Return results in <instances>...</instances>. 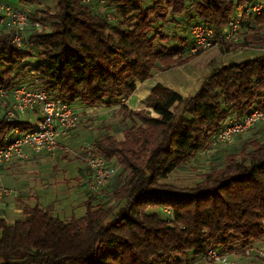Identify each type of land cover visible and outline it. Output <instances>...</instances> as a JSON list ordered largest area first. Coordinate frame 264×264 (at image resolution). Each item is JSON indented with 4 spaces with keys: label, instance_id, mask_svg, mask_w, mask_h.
Masks as SVG:
<instances>
[{
    "label": "trees",
    "instance_id": "1",
    "mask_svg": "<svg viewBox=\"0 0 264 264\" xmlns=\"http://www.w3.org/2000/svg\"><path fill=\"white\" fill-rule=\"evenodd\" d=\"M19 1L33 9L31 24L39 27L29 30L24 50L0 31V88L28 81L26 86L39 85L54 101L117 106L118 128L104 127L90 150L120 167L112 179L120 203L93 204L88 198L83 215L68 219L36 203L22 205L16 219L0 226V264H191L209 248L231 253L261 238L264 139L242 140L236 154H227L192 186L164 179L210 148L226 117L264 110V10L246 19L245 26L254 21L261 27L250 28L242 42L263 53L215 66L191 96L155 84L142 101L147 111L131 110L119 100L152 70L184 62V38L166 31L179 26L176 16L190 4L196 16L189 14L188 20L219 30L243 0H104L113 12L110 20L79 0ZM45 1L53 9L37 8ZM33 52L37 59L26 62ZM28 129L29 122L1 115L0 145L8 132ZM163 207L170 208L172 219L162 217Z\"/></svg>",
    "mask_w": 264,
    "mask_h": 264
},
{
    "label": "built area",
    "instance_id": "2",
    "mask_svg": "<svg viewBox=\"0 0 264 264\" xmlns=\"http://www.w3.org/2000/svg\"><path fill=\"white\" fill-rule=\"evenodd\" d=\"M79 1L86 4L96 2L103 16L107 20L111 19V14L103 6L104 0ZM263 10L264 0H243L242 6L219 30H213L194 19L187 20L185 32L190 41L189 55L204 53L222 46H229L239 53L248 49L241 45V29L245 27L247 18L258 16ZM190 15L195 17V11L193 10ZM0 26L8 32L10 43L18 50L27 49L29 46L28 29L39 27L38 23H30L24 9L4 2H0ZM120 101L124 103L125 100ZM0 103L3 117L9 121H18L28 112L36 113L27 131L18 133L14 130L6 134L0 145V166L13 160H24L36 153L52 154L58 149L81 161L86 167L87 176L82 182L86 192L98 194L117 175L118 168L109 166L102 158L94 155L89 146L76 152L60 143L71 130L80 125L78 112L71 104L49 99L48 92L35 84L29 86L21 84L7 90L0 88ZM254 127H264V110L255 108L242 117L230 115L222 121L219 131L212 136L210 149L228 144L233 137ZM12 194L13 190L0 183V199ZM160 211L165 218L172 219L170 208L163 207ZM238 259L244 264H264V223L261 238L252 245L231 253L209 248L197 255L194 263L237 264Z\"/></svg>",
    "mask_w": 264,
    "mask_h": 264
},
{
    "label": "crops",
    "instance_id": "3",
    "mask_svg": "<svg viewBox=\"0 0 264 264\" xmlns=\"http://www.w3.org/2000/svg\"><path fill=\"white\" fill-rule=\"evenodd\" d=\"M0 2L2 1L0 0ZM17 2V8L23 9L24 6L22 5V2L19 0H17ZM189 5L190 4H188L183 14L176 16V22L179 23L178 25L182 24L184 20H188V16L191 13L189 11ZM176 28L179 30L178 27ZM0 31H3V28L1 26ZM180 37L183 38V36ZM171 44L173 46L179 45L174 41L171 42ZM182 52V57L188 58L187 45L183 47ZM236 55L237 61L248 58L245 57L248 54L244 55L242 53H237ZM199 57L200 58L199 60H197V63H199L198 65H201L200 67L204 68V72L202 74H199V72L197 73V71L193 69L197 68V63H193L190 65V62H186V59L183 63L177 66H173L169 69H154L151 71V76L147 80L143 82H133L134 91L130 94V96H128V98L126 99V105H124L131 110L143 109L151 111L149 107L144 106L142 101L155 84H160L168 89H171L177 92L181 97L193 95L203 79L210 73V70L213 67L217 66L211 64L205 66L204 62L202 61L204 58L201 55H199ZM230 63L234 62H225L222 65ZM187 64L191 67L189 73L185 71ZM72 107L78 112L81 122H92V125L90 126H83L82 124L79 125L77 128L71 130L67 137L60 140L61 144H65L70 149L78 152L85 146L91 147L93 139L96 137L94 135L97 133V131L94 132V130L99 123L96 120L97 115L101 113L100 111H102L103 108L107 107L99 105L95 108H88L76 103L72 104ZM0 115H2V113H0ZM35 116V112H28L22 115L19 120L31 122V120H33ZM102 131L103 129L98 132V135ZM253 136L264 139V128L251 129L245 135L240 137V139L235 140L233 144L229 145V147L227 146L228 148L224 150L223 154L221 153L223 157L220 158L221 154L217 156V158H220L221 160V163L218 165L222 164L227 154L237 153L238 146L240 142H242V140ZM58 171H62V173L66 175V177H63L61 179V181L52 179L54 173ZM46 174L49 177L50 182L47 181L45 176ZM43 176H45L44 179H42ZM86 176L87 170L81 161L73 158L71 155L62 153L58 149L55 150L52 154L36 153L30 155L24 160H13L8 164H2L0 166V183L4 187L13 190V194L0 199V216L7 215V218L10 219L9 222L11 223L19 216L22 205H33L35 203L40 207L49 210L51 214H55L57 216L56 208L54 206L58 201L64 199L65 206L61 208V213L70 211L68 212L67 216V218H70L71 216H74L73 210L76 207L84 208L85 201L90 197L93 198L92 194L85 191L87 194V198L83 201L81 199L82 195L85 194V192H83L81 184ZM58 184H61L64 187V189L62 190V193H64L60 196H58L57 193H53L56 190ZM41 202H43V204ZM71 207H73L74 209L70 210ZM240 264L244 263L240 262Z\"/></svg>",
    "mask_w": 264,
    "mask_h": 264
},
{
    "label": "rangeland",
    "instance_id": "4",
    "mask_svg": "<svg viewBox=\"0 0 264 264\" xmlns=\"http://www.w3.org/2000/svg\"><path fill=\"white\" fill-rule=\"evenodd\" d=\"M1 1L4 2V3L12 4V5L16 6V7H17V4H18L17 0H1ZM92 5L95 6V9H100V6L96 2H93ZM103 6L106 7V9L108 10L109 13H111V14L113 13L112 10H111V8H109V6H108V2H105L104 1ZM45 7H49L50 9H53L54 6H53V3L51 1H45V2H42L37 8L44 9ZM189 7H190L189 8V11L192 12L193 11V7L191 5H189ZM24 9L28 10V13L27 14H28V17H29V20H30L32 18V16H33V14H32L33 13V9L28 8V7L26 8L25 6H24ZM30 23H31V20H30ZM46 24L47 23H45L44 25H46ZM248 24H249L248 27L245 26V27H243L241 29L240 42H241V45H243V46L245 45V44H242V42L244 41L243 39L246 38L247 35L249 36L252 33L251 30H250V28H260L261 27V26H259L258 23H255L254 21H250V23H248ZM178 28H179V30L177 28L171 27L169 25L167 27L166 31H167V33L168 32H172V33L176 32L178 35L183 36L186 45H187V42L190 44V41H189V39L187 37V34L185 32V25L182 23V24H180L178 26ZM28 34H29V29L27 31V36H28ZM165 45H167V44H165ZM251 45L253 46V44H251ZM245 47H247L248 49L240 52V54L241 53L244 54V55L245 54H248L245 57H248L249 58L251 56H255L257 54L263 53V51L260 50V49L252 48L250 46H245ZM237 53H239V52L235 51L232 48L230 49V51L226 52L225 49H223L221 47L220 48L219 47H215V48H213L211 50H208V51H206L204 53H196V54H193V55H191L189 57L187 56L188 58H185V59H186V62L187 61L190 62V65H191L193 63H197L198 62L197 60H199V58H200L199 55H201L204 58L202 61L204 62V65L205 66H207L209 64L219 66V65H222L225 62H230V61L239 62V61H237V58H236V56H237L236 54ZM33 54L34 55H33L32 58H28L25 61L26 62H33V61H35L37 59L36 58V53L33 52ZM224 54H228V55H224ZM184 57H186V56H184ZM198 64L199 63H197V66H196L197 68H193V69L195 71H197V73L199 72V74H202L204 72V68L200 67L201 65H198ZM190 65L187 64V66H186L185 71L187 73H189V71L191 69ZM197 80H199V79H197ZM27 83H28V81H25L24 82V85H26ZM122 104H125L126 105V100ZM0 111H1L0 113H2L1 103H0ZM100 112L101 113H99L97 115V119L96 120L99 123L95 127L94 132L97 131V133L95 135L93 133L94 136H97L98 135V132L101 131L103 129V127H109L112 130L118 128V121L121 118L120 114L118 113L117 107H114V108H103V110L100 111ZM90 121H92V120H90ZM87 122L88 121H82L81 122V119H80L79 124L80 125L82 124L83 126H90V125H92V122L91 123H87ZM255 128H258V127H254L252 129H255ZM248 131L249 130L241 133L238 136L233 137L228 144L221 145V146H215L214 148H211V149L208 148V149L204 150L203 152L199 153L193 159H191L190 161H187L185 164H183L180 168H177L176 170L172 171L164 179V182L169 183V184H172V185L177 186V187L192 186L197 180H199L201 178V176L204 173H206L207 171H209V169L218 166V164L221 163L220 158L223 157L222 154H223L224 150L226 148H228L229 145L233 144V142L235 140L240 139V137H242L243 135H245ZM117 136H119V134H117ZM219 155H220V158H217V156H219ZM115 167H117L118 170L120 169V167H118V166H115ZM45 176H46L47 181L50 182L49 177L47 176V174ZM45 176H43L42 179H44ZM63 177H66V175H64L62 173V171H58V172L54 173V176L52 177V179L53 180H56V181H61V179ZM81 187L83 189V184H81ZM115 187L117 189L118 186L116 185L115 182H113V180H110V182H108L99 191L98 194L97 193H90V194H92V196L94 198V200H93L92 203L95 204V200H96V201H104L109 206H118V204L120 203V201L117 202L118 199H116L114 197V189H115ZM63 189H64V187L61 184H58L57 187H56V190L53 193H57V195L60 196L61 194L64 193V192L62 193V190ZM111 190H113V191H111ZM83 192H85L84 189H83ZM107 192H109V193H107ZM86 196H87V194L85 192V194H83L82 197H81L82 201L87 198ZM90 198H92V197H90ZM64 201L65 200L62 199L61 201H58L55 204V206H54L56 208L57 216L60 219H68L67 218L68 212H70V211H65V212H63L64 214L61 213V208H63L65 206ZM41 203L43 204V202H41ZM51 207H53V206H51ZM73 209H74L73 207L70 208V210H73ZM83 213H84V208L76 207L73 210L74 217H80L81 215H83ZM162 217H164V216H162ZM9 220L10 219L7 218V215L0 216V226L2 224H4V223H10ZM240 262H241V260L238 259L237 260V264H240ZM193 264H202V263H193Z\"/></svg>",
    "mask_w": 264,
    "mask_h": 264
}]
</instances>
